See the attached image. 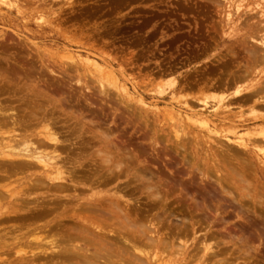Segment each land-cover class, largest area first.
I'll list each match as a JSON object with an SVG mask.
<instances>
[{"label":"bare ground","instance_id":"obj_1","mask_svg":"<svg viewBox=\"0 0 264 264\" xmlns=\"http://www.w3.org/2000/svg\"><path fill=\"white\" fill-rule=\"evenodd\" d=\"M213 1L224 14L220 27L242 31L236 47L243 55L229 49L231 60H216L224 70L213 79L211 70L181 81L171 77L168 94L175 104L166 106L164 123L170 131L158 128L159 115L151 111L135 145L118 126L134 131L140 121L134 116L148 105L144 97H132L111 69L68 54L70 62L97 73L96 80L91 76L101 96L80 92L72 104L61 90L70 89L72 76L65 78L75 65L59 60L64 87L56 81L54 87L62 75L43 61L44 49L34 48L35 56L28 43L19 52L0 50V181L21 176L17 191L0 187L7 192L0 189V224L15 222L3 227L0 249L28 248H14L17 257L4 264H264V0ZM51 2L37 8L57 14L51 8L61 4ZM58 18L49 16L53 24ZM159 68L155 80L176 72ZM81 80H75L79 89L89 88ZM222 128H228V148L222 142L224 149L218 148L226 173L211 180L210 170L189 160L186 150L199 142L198 130L207 144ZM146 148L156 153L153 167L141 156ZM224 195L228 211L220 204ZM227 244L228 257H220Z\"/></svg>","mask_w":264,"mask_h":264},{"label":"rangeland","instance_id":"obj_2","mask_svg":"<svg viewBox=\"0 0 264 264\" xmlns=\"http://www.w3.org/2000/svg\"><path fill=\"white\" fill-rule=\"evenodd\" d=\"M42 1H46V3L52 1L53 3L61 4L59 7H55L54 5L51 8L52 10L56 8L58 13L50 15L49 8H47L44 10L45 13L43 14L42 10L40 11V9L37 8L38 4H41ZM61 7L63 9H61ZM217 9L216 2L213 0H0V50L6 53L19 52L21 50L20 47H24L28 43L31 46L27 45L25 47L28 48L27 50H30L31 56H35V53L32 52L35 50L34 48L38 51L44 49L42 51L43 61L50 67L53 66L56 72L62 75L58 76L59 78L55 77L54 79L51 77L54 80L52 82L54 87L57 86L56 82L61 81V77L63 80L65 78V73H61L62 70H58L63 67L60 63L61 60L62 62H68L70 66L72 64L75 66L77 65V71L75 70L76 68L73 69L75 66L70 67L73 71L68 68V78H65L69 79L70 76H72L70 78L72 80L71 85L76 84V87L70 85V89L67 90L65 87L61 90V92L64 93L65 98L70 99L72 104L75 103L74 97L80 95V92L84 94V96H90L89 98L97 97L96 99H99L101 96H97L99 95V93H97L98 84L93 80V78L96 80V77H98V75H96L97 73L94 71L93 73L90 68H85V65L83 67L79 63L76 64L72 61L70 62L68 58L70 54L73 56V59H83L89 56L90 58L97 60L103 66H106V70L111 69L118 80L121 83L124 82L127 89L129 88L128 91L132 97H138L140 95L142 98L144 97V100L148 105V107H144L147 112L141 113L139 112V105L135 106L134 115L139 112L138 114L141 116L139 117L137 114L134 117L138 118L140 120L139 122L143 123V125L134 118V131L131 130L129 125H125L122 122L119 123L118 126L120 128L119 132L122 134V138L128 139L131 137L130 140L134 142L135 145V142L140 140V133L145 130L144 116L149 115L148 117H145L149 122L152 118H150V116L153 111L154 113H158L159 119L163 124H159L158 128L161 130L163 129L164 132L170 131L169 127L166 126V124L164 125V123L166 121L165 112L168 111L169 108L171 109L170 106L173 103L175 104V102L170 101L168 94L171 88L169 83L170 79L172 80L171 77L174 76L181 81L180 78L184 75H195L203 70H211L209 76L213 79L220 76L221 70H224L223 67L220 69V66L215 65L216 60H218L219 57L231 60L229 49H234L236 52L238 51L237 53L240 56L243 55L241 54V47H236L237 37H239L238 34L241 35L242 31H232L231 28H221L219 21L224 17V14H221ZM217 11L219 12V16ZM41 16H44L45 21L39 19ZM49 16L59 18L53 24L52 22L54 21H50ZM62 21H64V23ZM57 22H60V24L56 25ZM86 35L88 36L84 37ZM17 39H19V42H17ZM19 43L20 45H24L20 46ZM228 56L230 58H228ZM49 57H51L50 61ZM44 58L48 60L45 61ZM113 58H116L117 61L115 59L113 60L114 64H110L107 60L112 61ZM119 58L122 61H120ZM121 66L124 68L123 72H120ZM159 67H170L172 69H176L175 71L177 73H172V76L170 74V76L164 75L161 79L157 78L158 80H155V75L154 77L152 76L157 69H160ZM87 69L89 70L88 72H86ZM78 77H80L82 79L81 81L85 84L91 85H87L90 89L86 88L85 90H82L80 88V90L79 85L75 83V80ZM44 78L46 81L50 79L44 76L42 79L40 77L41 80ZM151 78L154 79L151 80ZM91 79L93 80V83ZM148 79H150V81ZM47 82L50 81L48 80ZM95 83L97 85H95ZM60 84L61 83L59 82V85ZM111 88L110 92L112 95L114 94L112 91L114 92L115 89ZM77 89H79V91ZM226 93H229V91H226ZM114 96L116 95L114 94L113 97ZM215 96L218 97V95ZM165 97L169 99V102H166L168 99ZM210 101L211 104H214L216 103L217 98ZM152 105L158 109L156 110L152 108ZM167 105L169 108L166 107ZM121 109L123 108L121 107ZM136 110L138 111L136 112ZM109 121L110 120H107V123ZM227 129L222 128L219 133H215V131L212 132L211 138L213 140L207 144L202 141L205 131L200 129L198 130V132H200L198 136L199 142L195 144L191 143L192 145L187 146V150H189V152L186 150L188 159L197 162L196 164L200 169H209V173L212 176L211 180L223 177L226 173V168L224 164H222V159H220L222 158V156H220L221 152L218 148H220V150H223L224 146L225 149L226 147L228 148V145H226L228 142L225 140V137H228ZM158 134L161 136L165 133L159 131ZM221 142L225 145L223 146ZM157 150L160 151L159 158L161 160L163 156L161 151L163 152V150H161L160 147H157ZM168 154L170 158L173 156L174 159H180L179 156H176L177 158H175L172 153ZM141 156L146 160L147 165H151V167H153L150 162L152 161V158L156 156V153L152 152L151 149L146 148ZM158 162H156V164ZM162 163L160 165H162ZM178 167H182L181 164H179ZM215 167L219 168L218 172L214 170ZM13 177L14 178H11L10 180H5L7 182L0 181V184L3 182L0 187H8L10 184V187L7 189L5 188V190L7 191L9 189L17 191L20 187L15 178L19 179L17 177L21 176L17 175V177ZM123 181H125V179L119 182L122 183ZM217 187L216 189L219 191V187ZM3 189H1L2 192H6ZM222 197H224L222 200L223 202L220 201V204L226 211H228V199L225 198L227 195ZM14 223V221L11 223H1L3 226L0 228V233H4L6 229L5 224L10 225ZM200 235L201 234L198 233V236ZM6 239L8 240V243H12L13 241L7 237ZM226 246H228V244L223 247L221 245L222 249ZM18 247H21V250L22 248H27L23 245H14V248L20 250ZM14 248L10 250H7L6 248L0 249V259L3 258L0 260V263L4 264V261L9 260L8 257H10L11 260L17 257L18 254L14 255L13 253ZM223 250H227V253H223L220 257H228V249ZM12 254L14 255V258L12 257Z\"/></svg>","mask_w":264,"mask_h":264}]
</instances>
